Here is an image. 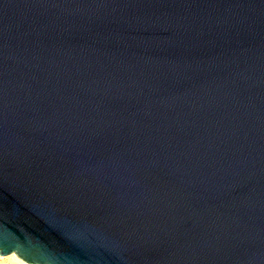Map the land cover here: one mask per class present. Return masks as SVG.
I'll list each match as a JSON object with an SVG mask.
<instances>
[{"label":"water","instance_id":"water-1","mask_svg":"<svg viewBox=\"0 0 264 264\" xmlns=\"http://www.w3.org/2000/svg\"><path fill=\"white\" fill-rule=\"evenodd\" d=\"M264 264V0H0V256Z\"/></svg>","mask_w":264,"mask_h":264},{"label":"bare ground","instance_id":"bare-ground-1","mask_svg":"<svg viewBox=\"0 0 264 264\" xmlns=\"http://www.w3.org/2000/svg\"><path fill=\"white\" fill-rule=\"evenodd\" d=\"M6 258L9 259L10 264H27V263L23 262L22 260H20L19 258H17L14 254L8 255V256H6ZM0 264H2V263H0Z\"/></svg>","mask_w":264,"mask_h":264},{"label":"rangeland","instance_id":"rangeland-1","mask_svg":"<svg viewBox=\"0 0 264 264\" xmlns=\"http://www.w3.org/2000/svg\"><path fill=\"white\" fill-rule=\"evenodd\" d=\"M0 258L2 259V260L0 259V263H2V264H10L9 259L6 258V256H0Z\"/></svg>","mask_w":264,"mask_h":264}]
</instances>
